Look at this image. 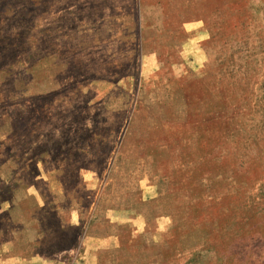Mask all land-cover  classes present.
<instances>
[{"label": "rangeland", "instance_id": "1", "mask_svg": "<svg viewBox=\"0 0 264 264\" xmlns=\"http://www.w3.org/2000/svg\"><path fill=\"white\" fill-rule=\"evenodd\" d=\"M90 235L264 264V0H0V264Z\"/></svg>", "mask_w": 264, "mask_h": 264}, {"label": "crops", "instance_id": "2", "mask_svg": "<svg viewBox=\"0 0 264 264\" xmlns=\"http://www.w3.org/2000/svg\"><path fill=\"white\" fill-rule=\"evenodd\" d=\"M114 237H116L118 239L117 236H113V235H106V236H87V240H88V245H87V252H89L90 254H94L96 252H98V255L95 256V257H90L88 258L89 261H91L92 263L91 264H99V252L102 253L104 252V250L106 249V247L104 245H108V244H112V245H115V243L112 241L114 239ZM114 243V244H113ZM110 248V246L108 247V249ZM33 261V260H31ZM89 261H87V263L85 264H88Z\"/></svg>", "mask_w": 264, "mask_h": 264}]
</instances>
